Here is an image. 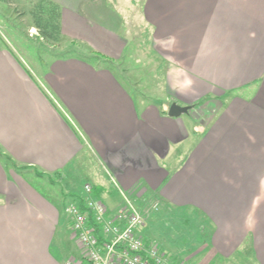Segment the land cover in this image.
Returning a JSON list of instances; mask_svg holds the SVG:
<instances>
[{"label":"crops","instance_id":"1","mask_svg":"<svg viewBox=\"0 0 264 264\" xmlns=\"http://www.w3.org/2000/svg\"><path fill=\"white\" fill-rule=\"evenodd\" d=\"M43 1L53 43L118 61L133 8L175 102H141L95 55L42 62L0 43V152L11 160L0 157V264L82 260L65 207L85 184L110 212L122 191L209 218L210 240L186 264H264V0ZM173 104L190 109L171 117ZM146 228V245H159Z\"/></svg>","mask_w":264,"mask_h":264},{"label":"rangeland","instance_id":"2","mask_svg":"<svg viewBox=\"0 0 264 264\" xmlns=\"http://www.w3.org/2000/svg\"><path fill=\"white\" fill-rule=\"evenodd\" d=\"M42 1L0 0V43L2 45L9 44L18 54L30 55L31 58H36L42 62L43 58L49 60L54 56L66 57L75 55L78 58L88 56L91 58L93 55H99L100 59L92 57V63L96 67L109 68L115 71L141 102H156L167 107H170L172 101L175 102V99H172L171 94H168L166 89V63L160 62V59L156 62L155 56L152 55L150 31H148L147 25L143 24L144 18L138 14L136 15L131 7V0L123 1L127 8H132L129 14L133 16H127L129 18L128 23H130L125 30L129 40L127 56L124 60L119 61L109 56L101 55L93 51L90 46L81 42L67 44V40H62L61 44H55L44 39L35 27L36 19L34 16L38 11V6L43 3ZM135 1L137 2V7L144 0ZM42 7L46 11L51 9L48 4L44 3ZM132 12L135 15L131 14ZM180 83V80L174 79V85ZM209 113L211 116L213 115L212 110ZM25 176H28L34 185H48L50 190L60 195L59 185L54 186L48 179H41V177L29 173L25 174ZM132 203L141 213L146 214L150 211L144 238L149 241L151 236L154 237L156 235L160 240L158 242L159 245H154L156 243L153 241L149 242L160 250L163 248V252L167 250L168 257L178 264H186L185 258H190L192 254L208 244L212 235V223L209 218H205L199 213L194 216L172 210L169 213L170 211H166L167 209L164 207L167 206L166 202L155 199L152 194L149 195L148 199L143 198L140 201H132ZM157 204H159V211L152 212L151 208ZM208 254L205 258L209 259L211 256ZM205 262L210 261L202 256L192 261L191 264H202Z\"/></svg>","mask_w":264,"mask_h":264},{"label":"built area","instance_id":"3","mask_svg":"<svg viewBox=\"0 0 264 264\" xmlns=\"http://www.w3.org/2000/svg\"><path fill=\"white\" fill-rule=\"evenodd\" d=\"M120 192L124 202L114 212H110L94 196V189L90 184L83 186L82 195L88 211H83L80 200L66 205L65 214L83 252L82 260L68 261L66 264H178L158 247L146 245L141 232L147 225L150 211L141 213ZM151 211L158 212L159 204L154 205ZM89 213L92 214L95 225L100 228L101 237L90 224Z\"/></svg>","mask_w":264,"mask_h":264},{"label":"trees","instance_id":"4","mask_svg":"<svg viewBox=\"0 0 264 264\" xmlns=\"http://www.w3.org/2000/svg\"><path fill=\"white\" fill-rule=\"evenodd\" d=\"M44 4H48L47 2H44L42 1ZM41 3L39 6H38V11L34 14L35 16V19H36V23H35V27L38 29L39 33L42 35V37L44 39H47V40H51L52 41V36H51V32L53 30V22H54V19L55 17L53 16L54 13L52 11V9H49L50 11H46L44 7H42V4ZM49 5V4H48ZM54 18V19H53ZM52 24V25H51ZM100 56L99 55H96L94 58H97V59H100L99 58ZM95 60V59H94ZM98 61V60H97ZM0 157L5 159L6 161L10 162V158L8 157H4L1 152H0ZM39 175V174H38ZM41 176V174H40ZM94 196H95V193H94ZM80 200V203H81V207L83 209V211H88L84 205V201H83V198L80 197L79 198ZM89 222L90 224L95 228V231L97 233V235L99 237H101V231H100V228L95 225V221H94V218L92 216L91 213H89ZM151 246V245H150Z\"/></svg>","mask_w":264,"mask_h":264},{"label":"water","instance_id":"5","mask_svg":"<svg viewBox=\"0 0 264 264\" xmlns=\"http://www.w3.org/2000/svg\"><path fill=\"white\" fill-rule=\"evenodd\" d=\"M189 107H181V106H178L177 104H173L170 108V111H169V115L171 117H178L179 115H181L182 113H186L189 111Z\"/></svg>","mask_w":264,"mask_h":264},{"label":"clouds","instance_id":"6","mask_svg":"<svg viewBox=\"0 0 264 264\" xmlns=\"http://www.w3.org/2000/svg\"><path fill=\"white\" fill-rule=\"evenodd\" d=\"M188 83H190V81Z\"/></svg>","mask_w":264,"mask_h":264}]
</instances>
